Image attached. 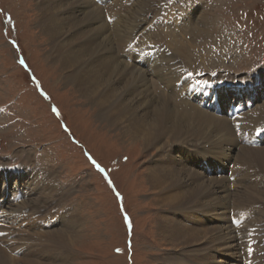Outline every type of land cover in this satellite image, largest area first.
<instances>
[{
  "label": "bare ground",
  "instance_id": "obj_1",
  "mask_svg": "<svg viewBox=\"0 0 264 264\" xmlns=\"http://www.w3.org/2000/svg\"><path fill=\"white\" fill-rule=\"evenodd\" d=\"M100 1L102 4L105 2ZM171 1L106 0L104 7L94 0H77L67 8L63 0H41L42 21L39 27L49 36V55L53 56L62 72V79L70 82L86 102L93 105L94 111H98V119L102 118V121L118 128L124 125L127 130L122 138L142 140L145 147L161 145L166 138L170 139L171 144L177 142L179 145L176 149L169 143L161 146L163 154L159 155L158 161L162 167L153 166L147 174L148 182L151 186H157L158 193L170 195L163 204L165 211L182 213L185 217L186 223L178 225L180 238L173 244H182L184 248L203 241L201 244H206L205 247L198 250L195 256H199L201 263L208 258L210 249L216 247L218 251H231L237 259L243 255L245 264H264V212L260 213L263 209H257L258 213L253 215L254 208L261 207L259 199L264 196V138L261 147L253 148L245 137L250 130L256 136V131L264 128V103L260 105L263 101L259 99L253 109L248 110L247 120L243 119L247 126L240 128L243 135L237 131L240 121L235 120L233 123L237 125L233 126L225 115L228 110L223 103L227 99L224 98L226 89H208L201 94L199 86L212 77L206 68L218 53L210 40L216 33V26L206 9L209 2L203 8L204 3L201 2L207 0H183L180 13H177ZM107 13L117 18L115 23L107 22ZM135 42L133 49L127 50ZM169 52L171 55L167 56ZM198 74L199 84L193 89L194 76ZM255 74L263 80L264 68ZM218 76L214 77L224 81ZM179 86L182 87L179 89ZM261 87L264 88V83L256 87L254 94ZM218 94L223 96V104L218 107L222 112L211 106L214 99H219ZM259 121L262 123L256 125ZM227 145L230 147L226 153L228 158L234 156L233 148L237 146L239 155L233 163L235 170L231 169L230 163L227 178L218 181L210 176L216 171L223 173L221 164H218L220 160L217 163L207 155L215 156V159L223 157ZM23 171L26 172L21 169H17L16 173L2 171L0 175V181L6 182L3 187L10 189L15 183L11 184L5 178L11 179L16 174L23 177L30 188V192L25 193L30 197L31 186L36 185L38 198L21 200L17 203L18 211L21 214L45 213L47 211L44 209L47 208L53 211L47 214H54L57 220L48 219L44 227L43 223L39 227L37 224L36 229L39 230L29 234L22 230L10 233L8 237H17L12 242H8L7 238L1 239L3 246L9 249V243L25 242L17 249L12 246L11 252L19 251L23 257L30 259L28 264H39L34 259L45 254L53 257V260L44 264H68L73 259L70 245L75 244L66 232L83 227L85 219L76 215L71 219V214L67 213L66 198L70 189H61L55 171L49 169L45 173H38L37 166L31 171L27 167L28 181L27 176L21 175L25 174ZM234 179L237 180L232 184ZM227 183L229 188L240 185L237 188L242 190L237 192L236 189L231 193L227 190ZM30 206H34L33 210ZM57 206L60 212H56ZM217 207L222 208L218 212L221 220L229 222L228 225L200 230L204 223L202 217L211 215ZM232 212H235L234 219L229 217ZM193 213L198 214L200 221L197 224H201L200 227H189L190 221L186 219ZM15 214L6 217L14 224L20 219ZM52 221L54 225H50ZM60 222L63 233L56 236L55 227ZM174 228L172 226L170 232ZM38 241L45 246L42 247Z\"/></svg>",
  "mask_w": 264,
  "mask_h": 264
},
{
  "label": "rangeland",
  "instance_id": "obj_2",
  "mask_svg": "<svg viewBox=\"0 0 264 264\" xmlns=\"http://www.w3.org/2000/svg\"><path fill=\"white\" fill-rule=\"evenodd\" d=\"M39 1L0 0V175L8 169H21L26 172L19 173L27 176L28 181L27 167L31 171L37 166L38 173H45L49 169L55 171L61 189H70L66 198L67 213L71 214V219H74V215L85 219L86 224L66 232L75 244L70 245L73 259L68 264H245L243 255L237 259L231 251H218L216 247L210 249L208 258L201 263L199 256H195L198 250L205 247L206 244H201L203 241L184 248L182 244H173L180 238L178 225L186 223L185 217L182 213L165 211L163 204L167 202L169 193H158L157 186H151L148 182L147 174L153 166L162 167L158 161L159 155L163 154L161 146L169 143L176 149L179 145L177 142L171 144L170 139L166 138L161 145L145 147L142 140L122 138L127 130L124 125L118 128L102 121V118L98 119V111H94L93 105H89L70 82H64L62 72L53 56L50 57L49 36L39 27L42 21ZM75 1L63 0V5L68 8ZM171 2L175 5V11L180 13V3L184 1ZM203 3V8L208 4L206 9L216 26L215 36L210 40L214 42L218 53L206 68L209 75L220 74L218 77L224 81L234 83L233 79L247 80L263 69L264 0H207ZM21 59L27 67L20 63ZM41 90L47 94V98ZM257 93L253 92L257 98H247L254 103L253 106L259 99L263 101L260 105L264 103V88H259ZM228 151L230 147L223 151V157L217 159L207 155L217 163L220 160L218 164H221L223 171L222 174L220 171L214 172L211 178L225 180L231 164V169L235 170L233 163L239 155V146L233 148V157L228 158ZM11 179L9 183H15L13 191H17L11 193L12 186L11 189L8 186L4 188L3 184L0 186V196H5V189L11 193L9 198L20 190L24 194L21 195L23 200L38 198L35 184L31 186L30 197L25 193L30 188L23 177H17L16 174ZM236 180L230 181L234 184ZM237 187L240 185L229 188L227 183V190L231 193L236 189L237 192L242 190ZM259 200L262 205L254 208L253 215L259 209H263L260 213L264 212V196ZM17 203L2 200L0 258L4 256L0 259L1 264H28L30 260L19 251L11 252L12 246L17 249L25 242L9 243V249H6L1 239L7 238L8 242H12L17 236L8 237L10 233L22 230L29 234L39 230L36 229L37 224L39 227L43 223L44 227L48 219L57 220L54 214H47L53 212L47 208L44 209L47 211L45 213L21 214ZM221 209L217 207L211 215L202 217L203 226L197 224L200 220L196 213L186 221H190L189 227L201 226L202 231L206 227L228 225L229 222L221 220ZM56 212H60L59 206ZM13 213L20 217L15 221L17 226L6 218ZM234 213H230L229 217L234 219ZM53 221L50 225H54ZM61 223L55 227L56 236L57 233H63ZM172 226L175 228L170 232ZM41 243L38 241V244ZM184 253L187 255L184 256ZM37 259L34 260L44 264L45 261L53 260V257L45 254Z\"/></svg>",
  "mask_w": 264,
  "mask_h": 264
},
{
  "label": "snow or ice",
  "instance_id": "obj_3",
  "mask_svg": "<svg viewBox=\"0 0 264 264\" xmlns=\"http://www.w3.org/2000/svg\"><path fill=\"white\" fill-rule=\"evenodd\" d=\"M9 19H10V18H9ZM20 63H21L22 65H24L25 67H27V65H26V63H25V61H24L23 59L20 60ZM37 86L39 87L38 82H37ZM41 92H42V94L45 95V97L47 98V94H46V93H43L42 90H41ZM53 110H54V111H57L56 109H53ZM93 163L95 164L96 162L93 160ZM96 166H97V168H99V165H96ZM100 171H104V170H103V169H100ZM109 183H111V181H109ZM236 223L239 224V221H237ZM117 251H119V249H118ZM251 251H252V249L249 248V252H251Z\"/></svg>",
  "mask_w": 264,
  "mask_h": 264
}]
</instances>
